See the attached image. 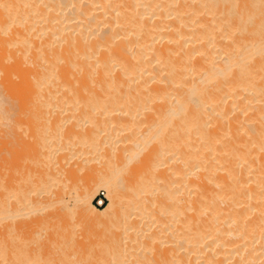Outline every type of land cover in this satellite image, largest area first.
<instances>
[{
    "label": "bare ground",
    "instance_id": "bare-ground-1",
    "mask_svg": "<svg viewBox=\"0 0 264 264\" xmlns=\"http://www.w3.org/2000/svg\"><path fill=\"white\" fill-rule=\"evenodd\" d=\"M196 3L0 0V264H264V29Z\"/></svg>",
    "mask_w": 264,
    "mask_h": 264
},
{
    "label": "rangeland",
    "instance_id": "rangeland-1",
    "mask_svg": "<svg viewBox=\"0 0 264 264\" xmlns=\"http://www.w3.org/2000/svg\"><path fill=\"white\" fill-rule=\"evenodd\" d=\"M206 1H207V4H206V3H203V2H201V4H199L200 1H199V0H196V2H197V3H196V6H198V7H196V9L199 8V6H200V8H201V11H200V8L196 10L197 12L200 11V12H198V13H200V14L198 15V13H197V15H196V17H197L196 20L198 19V17H200V18H199L197 21H199L201 18L206 19V20L208 19L206 22H207V23H210V24L213 23L212 25H214V24H215V23H214V20H215V22H217L218 19L220 18L219 16H221V15H220V14H221L220 12H221V10H222V8H221V7H222V6H221V4H222V0H221V1H220V0H217V1H219V2H217L216 0H204V2H206ZM208 1H209V4H208ZM257 1H259V2H257ZM227 2H230V3L226 4ZM227 2H225V0H223V4H222V5H223V6L225 5V6L229 7L230 4H231V5L233 4V5H234V8H232L233 5H232V7H229V9L231 8V11H229L230 13H232L233 11H234V12L236 11L235 13H232V15L235 14V16H236V14H238V16H240V17H241V16L244 17L243 15H245L246 13H249V12H250L251 14L254 13L255 15H258L259 18H258L257 16H256V19H255L254 17H253V18H254V20L256 21V23H259V20H260L261 23H259L258 25H260V26H262V27H260V26H258V27H259V29H260V28H263V29H264V10H263V8H264V0H256V2H255V3H256V4H255L256 7H255V5L253 6L252 3H249V2L245 3L246 1H244V0H242V1H239V0H238V1H237V0H229V1H227ZM241 2H242V3H241ZM198 4H199V5H198ZM244 4H245V5H244ZM250 4H251V5H250ZM262 4H263V5H262ZM241 5H242V6H241ZM205 6H206V7H205ZM245 6L248 7V8L243 9V8H245ZM217 7H218V8H217ZM235 7H236V8H235ZM240 7H241L242 9H241ZM252 7H253V8H252ZM251 8H252V10H251ZM255 8H256V9H255ZM219 9H221V10H219ZM234 9H235V10H234ZM243 10H244V11H243ZM253 10H254V11H253ZM247 11H248V12H247ZM237 12H239V13H237ZM242 12H244V14H243ZM241 14H242V15H241ZM201 15H202V17H201ZM217 16H218V17H217ZM235 16H234V17H235ZM204 17H205V18H204ZM236 17H237V16H236ZM257 18H258V19H257ZM216 20H217V21H216ZM197 21H196V22H197ZM197 23H198V22H197ZM214 26H215V25H214ZM215 28H216V30L213 29V32L215 31L214 33H217V34L219 33V34H221L220 31H217V30H218L217 27H215ZM259 29L257 28V33H259V34L261 35V33H263L264 31H263V32H260V30H262V29H260V30H259ZM258 30H259V31H258ZM214 33H212L210 37L206 38V39H207V40H205L206 42H207L208 39H209V41L207 42V43H208L207 45L205 44L206 42H203V43L206 45V47H207L208 45H210V46H208V48H207V49L209 50V53H210V54H211L212 52H214V50H215V53H217V51H218V50H217V47H216L217 44L214 43L213 45H214V46L216 45V46H215V47H214V46L211 47V44H212L213 42H216L217 40H220L219 42L224 41V39H222L223 36H221L222 38L220 39V38H217V37H219V36H215V35H217V34H214ZM213 34H214V38H216V39H213V38H212V37H213V36H212ZM259 34H258V35H259ZM258 37L262 38L263 36H262V37H261V36H258ZM260 38H259V39H260ZM203 40H204V39H202V41H203ZM212 40H213V42H212ZM214 40H215V41H214ZM226 40H227V39H226ZM226 40H225V42H224L223 44H222V43H219V42L217 41V43L220 44V49L218 48L219 50H221V47H223V46L225 45ZM202 41H199L198 43H200V42H202ZM228 41H229V39H228ZM211 42H212V43H211ZM209 43H211V44H209ZM219 44H218V46H219ZM213 48H214V49H213ZM210 49H212V52H210ZM219 52H221V51H218V55L216 54V55H217L216 57H213L214 54L212 53V54H213L212 58H215V61H216V58H218V57L221 55ZM262 53L264 54V52H262ZM212 54H211V55H212ZM254 55H255V56H254ZM260 55H261V54H260ZM260 55H259V56H260ZM221 56H222V55H221ZM221 56H220V58H218V59L221 60ZM257 56H258V54H257ZM253 57H256V54H253ZM253 57H252V58H253ZM261 57H262V59H264V58H263V57H264L263 55H262ZM261 57H260V59H261ZM252 58H251V59H252ZM218 59H217V60H218ZM251 59H250V60H251ZM257 59H258V58L256 57L255 60L257 61ZM260 59H259V60H260ZM213 60H214V59H213ZM253 60H254V59H252V61H253ZM256 61H254V62H256ZM216 62H217V61H216ZM259 62H260L261 64H264V63L261 62V61H259ZM19 172H20V171H19ZM20 174H22V175H19V176H18L19 178H24V179H27V178H28V176H27L26 173L23 174V173L20 172ZM15 175L17 176V174H15ZM15 175H14V176H15ZM16 176H15V179H14V180H16V178H18V177H16ZM6 177H7V175L2 177V180H4L5 184H6V179L9 178V177H7V178H6ZM10 178L12 179V177H10ZM10 178H9L8 180H10ZM13 178H14V177H13ZM12 180H13V179H12ZM12 180H11V184H12V185H11V184H10V185L8 184L9 187H10V189L15 188L14 185H13L14 183H12ZM14 180H13V181H14ZM59 181H61L60 183L63 182L62 180H59ZM59 181H58V182H59ZM0 184H1V176H0ZM5 186H6V185H5ZM101 191H102V192L105 194V196H106V192H105L104 190H99V191L97 192V194L100 193ZM11 196L13 197V195L10 194V198L12 199ZM11 199H10V200H11ZM104 201H105V203L107 202L106 199H105ZM93 203H94V202H93ZM94 204H95V203H94ZM95 205H96V204H95ZM115 212H116V214H113V215H114L113 217H114L115 219H117L118 217L116 218V216H118L117 214H120V213H118L117 211H115ZM115 212H114V213H115ZM68 214H69V213L65 214L66 216L63 215V217H62V215H60L61 217H59V218H57L58 216L55 217L54 222L57 221V220H58V221H57L56 224L53 223V224H54V227L56 228V229H55V228H54V229H55V230H59V231H61V228L64 226V225H62V224H65V223H66V226H68V227L71 226L70 228H71L72 231L69 230V231H71V232H70L69 235H67V237L69 236V238H67V239H68V240H71V241L76 240L75 238H78V239H79V237L82 238V235L84 236V234H85V236L88 235L90 231H87V229H86V231H85L84 234H81V232L79 233V231H78L79 228H78L77 226H80L82 223H84L83 220H80V218H78V216H75L76 214H75V215H74V214H73V215H72V214H71V215L69 214V216H68ZM113 217H109V218L111 219V218H113ZM119 217L121 218V216H119ZM56 218H57V220H56ZM81 219H82V218H81ZM100 219H101V220H100ZM107 219H108V218H105V217H104V218H103V217H102V218H99V220H100L99 223H100V222L103 223V222L107 221ZM118 219H119V218H118ZM63 220H64V221H63ZM66 220H67V221H66ZM104 220H105V221H104ZM108 220H109V219H108ZM119 220H120V219H119ZM111 221H112V222H111ZM111 221H110V220L108 221L109 223L111 222L110 225L113 226V227L110 226V227H111L110 229L112 230V228H113L114 231H116L115 229H117V228H115V227H118V226H120V225L115 224L116 221H115L114 219H113V220L111 219ZM114 221H115V222H114ZM121 221H122V220H121ZM60 222H61V225L59 224ZM79 222H80V223H79ZM89 222L91 223L92 221L89 220ZM89 222L86 221V225H87V223L89 224ZM108 222H105V224H107ZM71 223H72V224L74 223V224L71 225ZM95 223H96V222H95ZM109 223H108V224H109ZM78 224H79V225H78ZM114 224H115V225H114ZM59 225H60V226H59ZM76 225H77V226H76ZM83 225H84V224H82V226L80 227V229H83V228L85 227V225H84V226H83ZM90 225H92V224H89V226H90ZM116 225H117V226H116ZM72 226H73V229H74V230H75L74 226L77 228V233H76L77 236H75V235H76V234H75L76 230L74 231V230L72 229ZM89 226H88V227H89ZM60 227H61V228H60ZM64 227H65V226H64ZM64 227H63V228H64ZM80 229H79V230H80ZM13 230H14V229H13ZM63 230H64V232H65V229H63ZM119 230H120V229H119ZM11 231H12V230H11ZM14 231H15V233H14ZM14 231H13V233H14L15 235L13 234V236L16 237V236H17V235H16V230H14ZM59 231H58V233H60ZM72 232H74V233H73V235L75 234L74 236L72 235ZM20 233H21V234H20ZM55 233H56V232H55ZM62 233H63V232H62ZM62 233L58 234L59 237L62 235ZM78 233H79V235H78ZM87 233H88V234H87ZM19 234H20V236H21V235H22V232L19 231ZM56 234H57V233H56ZM65 234H68V233H65ZM65 234L63 233V235H65ZM11 235H12V234H11ZM58 235H57V237H58ZM63 235H62V237L65 238L66 236H63ZM70 235H72L73 238H72V236H70ZM55 236H56V235H55ZM59 237H58L57 239H59ZM70 237H71L73 240L70 239ZM61 239H62V238H61ZM67 239H64V241L61 240V242H63V243L65 242V243H66V240H67ZM68 240H67V241H68ZM71 241H69V243H66V245H67V244H68V245H69V244H72V246H74L75 244L73 245V242H71ZM75 242H78V241L76 240ZM75 246H76V245H75Z\"/></svg>",
    "mask_w": 264,
    "mask_h": 264
},
{
    "label": "built area",
    "instance_id": "built-area-1",
    "mask_svg": "<svg viewBox=\"0 0 264 264\" xmlns=\"http://www.w3.org/2000/svg\"><path fill=\"white\" fill-rule=\"evenodd\" d=\"M106 196L105 194L101 191L100 193L97 194V196L94 199V203L98 206H101L105 203Z\"/></svg>",
    "mask_w": 264,
    "mask_h": 264
}]
</instances>
